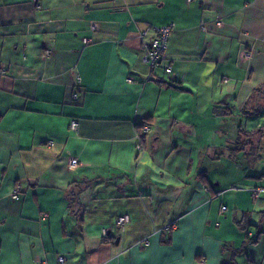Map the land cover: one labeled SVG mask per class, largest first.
I'll return each instance as SVG.
<instances>
[{"label": "crops", "instance_id": "0c3cea01", "mask_svg": "<svg viewBox=\"0 0 264 264\" xmlns=\"http://www.w3.org/2000/svg\"><path fill=\"white\" fill-rule=\"evenodd\" d=\"M38 4L0 0V264H264V0Z\"/></svg>", "mask_w": 264, "mask_h": 264}, {"label": "built area", "instance_id": "2783aa9c", "mask_svg": "<svg viewBox=\"0 0 264 264\" xmlns=\"http://www.w3.org/2000/svg\"><path fill=\"white\" fill-rule=\"evenodd\" d=\"M35 1V7L37 9H40V5L38 4V0ZM196 0H186L187 3L194 2ZM220 23L218 22L217 25ZM92 29L95 28V25L92 24ZM202 29H204V26H202ZM156 36L153 38L148 44L144 45L143 52H144V61L148 65L149 69H153L157 66L162 65V68L164 69V72L167 75H172V67L170 64H167L168 58H167V45H168V39L170 36V33L172 31L171 26L156 28ZM85 43H88V40H84ZM49 55V53L47 54ZM130 81V80H129ZM73 99H78V94L73 95ZM79 127V123L77 120H71L70 122V129L73 131H76ZM151 128L148 125H143L140 133L137 135L138 138L142 136H146L150 133ZM78 165V160L76 158H71L69 161V168L71 170H74ZM253 198L257 199L260 190L254 189L252 191ZM20 194V188L16 187L11 195V199L13 201H16L19 199ZM129 218L127 216H121L117 219V225L118 226H125L128 224ZM59 264H64L65 259L59 258L58 260Z\"/></svg>", "mask_w": 264, "mask_h": 264}, {"label": "trees", "instance_id": "16d2710c", "mask_svg": "<svg viewBox=\"0 0 264 264\" xmlns=\"http://www.w3.org/2000/svg\"><path fill=\"white\" fill-rule=\"evenodd\" d=\"M143 125H148V124H147L146 121L142 122V123L139 125L140 129L138 130V134L140 133V131H141ZM148 126H149V125H148ZM245 135L248 136V137H253V136H257V135H260V137H263V136H264V125L255 128L253 131L248 132V133H246ZM140 139H141V140H140V145H141V148H143V140H144V139H143V136H142ZM74 193H75V192L72 191V192H71V196H74ZM75 195H76V194H75ZM73 207H74V206H71V205H70V208H71V209H73ZM79 211H80L79 209H77V210L75 209V210H73V213H74L76 216H78ZM247 227H249V222L247 221V218L244 217V218L239 222V228H240L241 230H243V229H247ZM248 241L251 242V243H255V242H256V240H254V239H249ZM243 252H244L243 249H240V250H239V249H237V250H233V251L231 252V256H230L228 259L224 260L221 264H236V261H235L236 257L239 256V255H241ZM247 262H248V264H252V260H251L250 258H248V257H247Z\"/></svg>", "mask_w": 264, "mask_h": 264}, {"label": "rangeland", "instance_id": "374dc122", "mask_svg": "<svg viewBox=\"0 0 264 264\" xmlns=\"http://www.w3.org/2000/svg\"><path fill=\"white\" fill-rule=\"evenodd\" d=\"M251 123H256L255 124L256 126L259 125V124H263L264 125V116H261V115L255 116L254 118H252V122Z\"/></svg>", "mask_w": 264, "mask_h": 264}]
</instances>
